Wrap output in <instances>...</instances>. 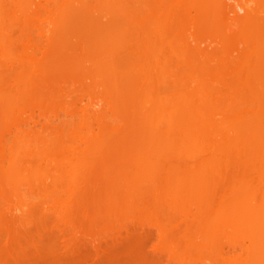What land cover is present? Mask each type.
Segmentation results:
<instances>
[{"label": "rangeland", "instance_id": "rangeland-1", "mask_svg": "<svg viewBox=\"0 0 264 264\" xmlns=\"http://www.w3.org/2000/svg\"><path fill=\"white\" fill-rule=\"evenodd\" d=\"M0 264H264V0H0Z\"/></svg>", "mask_w": 264, "mask_h": 264}, {"label": "bare ground", "instance_id": "bare-ground-1", "mask_svg": "<svg viewBox=\"0 0 264 264\" xmlns=\"http://www.w3.org/2000/svg\"><path fill=\"white\" fill-rule=\"evenodd\" d=\"M119 40H120V39H119ZM122 40H123V39H121V41H122ZM121 41H120V42H121ZM115 42L117 43V46H118L119 43H118L117 41H115ZM115 42H114V41H113V43L111 42L110 45H111V44H112V45L115 44ZM121 44H122V42H121ZM169 44H171V47H172V43H169ZM108 45H109V44L107 43V45H106L107 48H108ZM112 47H115V45L112 46ZM112 47L109 46V49L111 48V49L113 50ZM105 48H106V47H105ZM105 48H104V50H105ZM111 49H110V50H111ZM114 49H115V48H114ZM117 49H118V48H116L114 51H118ZM104 50H102V52H103V54H105L106 56H103V57H107L108 59H110V56H108V55H109L112 51L109 50L110 53H109V54H106V53H105L106 50H105V51H104ZM171 50H172V49H171ZM107 53H108V52H107ZM113 54H114V52H112V56H113ZM110 55H111V54H110ZM115 55H116V53H115ZM114 57L116 58V56H113V57H111V59H110L111 61L108 60V62H110V63L113 62V63H114V64L112 63V67H113V68H118V69H119V66H122V65L124 66L123 63H122V64L120 63V64L118 65V64L116 63V62H118V60H114ZM102 59H103V58H102ZM112 60H113V61H112ZM101 61L103 62V63L101 62L102 65L107 66V64H110V63H105L106 60H104V61L101 60ZM161 62H163V61H161ZM118 63H119V62H118ZM157 63H158V62H157ZM159 63H160V62H159ZM110 65H111V64H110ZM113 65L116 66V67H114ZM118 69H117V70H118ZM260 110H261V109H260ZM170 114H171V113H170ZM170 117H171V116H170ZM151 119H152V118H151ZM154 119H156V118H154ZM171 119H172V117H171ZM150 121H152V120H150ZM171 121H172V120H171ZM199 121H201V122H199ZM153 122H154V120H153ZM202 122H203V123H202ZM147 123H149V122H147ZM154 123H155V122H154ZM158 123H159V122H158ZM166 123H167V122H166ZM197 123H198V124L201 123V124L198 125ZM167 124H168V123H167ZM191 124H194L195 126H194V125H191ZM191 124H189V125H191V126H189V130H188V131H190V132H188V140H189L190 142H192V143H194V141H197V142H198V141H200V140H198V138L200 137L199 139H201V138L204 136V134H206V132H207L206 130H208V126H207V125H209V124H207L206 122L202 121L201 119H200V120H197L195 123L191 122ZM196 124H197V125H196ZM206 124H207V125H206ZM204 125H205V126H204ZM148 126L150 127V124H149ZM167 126H169V125H167ZM192 126H193V127H192ZM196 126H197V128H196ZM149 127H148V129H151V127H150V128H149ZM152 127H154V125H153ZM156 127H157V126H156ZM191 127H192V128H191ZM194 127H195V128H194ZM168 129H169V128H168ZM170 129H171V128H170ZM192 129H193V130H192ZM203 130H204V131H203ZM151 131H153V130H151ZM193 131H194V132H193ZM198 131H199V132H198ZM143 132H144V131H143ZM169 132H172V130H168V134H169ZM203 132H205V133L202 134ZM191 133H192V134H191ZM193 133H194V134H193ZM171 134H172V133H171ZM195 134H196V135H195ZM145 135H147V133H146ZM192 135H193V136H192ZM147 137H148V136H147ZM169 137H170V136H169ZM171 137H172V136H171ZM189 137H190V138H189ZM192 137H193V138H192ZM205 137H206V135L204 136L203 140L205 139ZM196 138H197V140H196ZM148 139H149V138H148ZM170 139L173 140V138H170ZM170 139H169L168 141H170ZM145 140H146V138H145ZM149 140H150V139H149ZM178 140H179V139H178ZM178 140H177V138H176V140H173L174 142H172V143H177ZM168 141H167V142H168ZM175 141H176V142H175ZM147 142H148V141H147ZM155 142H156V141H155ZM179 142H181V140H180ZM197 142H195V143H197ZM172 143H171V144H172ZM195 143H194V144H195ZM147 144L149 145V142H148ZM147 144H146V145H147ZM161 144H162V142H161ZM168 144H169V143H168ZM168 144H167V145H168ZM177 144H180V143H177ZM148 145L146 146V148L148 147ZM156 145H157V144H156ZM180 145H181V144H180ZM169 146H170V145H169ZM171 146L173 147L174 144L171 145ZM171 146H170V147H171ZM175 146H177V145H175ZM175 146H174V147H175ZM172 147H171V148H172ZM168 148H169V147H168ZM149 149H150V147H149ZM149 149L146 150V151H148L147 153H151V152H152V151L149 152ZM150 150H151V149H150ZM147 155H148V154H147ZM213 156H214V155H213ZM210 157H211V156L205 158L206 160H207V158H208V160H207L208 162H207L205 159H202V160H203V161H206L207 163H211V164H212V160H214V159L217 160V158H214V157H211V158H212V160H211ZM215 157H216V156H215ZM217 157H220V156H217ZM213 158H214V159H213ZM221 159H222V157H221ZM221 159H220V160H221ZM142 160H143V162L145 161V164H143V165L140 166V168H142V172H141L140 168H139L138 172L140 171V173H141L140 176H142L143 173H144V174H146L147 177H148V173H150V170H151L153 167H150V165H149L148 167H146V168H147L146 171H143V170H144V166H145L146 164H149V163H147V161L149 160V162H150L151 159L148 158L147 160H146V159H142ZM202 160H201V162H200L201 164H202V162H203ZM222 160H223V159H222ZM222 160H221V161H222ZM210 161H211V162H210ZM214 161H215V160H214ZM218 161H219V160H218ZM141 162H142V161H141ZM206 162H205V163H206ZM216 162H217V161H216ZM203 163H204V162H203ZM201 164H200V166H201ZM211 164H210V165H211ZM152 165H153V164H152ZM208 165H209V164H208ZM142 166H143V167H142ZM146 166H147V165H146ZM149 167H150L151 169H149V172H148V168H149ZM170 173H172V172H169V174L167 173V174H168L167 176L169 177V179H170V177H171V174H170ZM151 174H152V173H150V175H151ZM150 175H149V176H150ZM152 175H153V174H152ZM156 220H157V221H156ZM154 222L159 223V225H157V226L161 227V226H160V223H162V222H160V219H159V220H158V219H155ZM155 224H156V223H155ZM161 225L163 226V224H161ZM162 228H163V227H161L160 229H162Z\"/></svg>", "mask_w": 264, "mask_h": 264}]
</instances>
